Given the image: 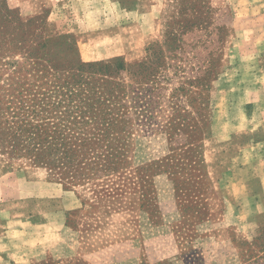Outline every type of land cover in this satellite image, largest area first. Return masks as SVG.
Wrapping results in <instances>:
<instances>
[{"label": "rangeland", "instance_id": "374dc122", "mask_svg": "<svg viewBox=\"0 0 264 264\" xmlns=\"http://www.w3.org/2000/svg\"><path fill=\"white\" fill-rule=\"evenodd\" d=\"M7 4L34 24L30 40H72L83 62L121 58L119 80L151 43L201 67L202 97L170 134L174 152L204 162L177 183L157 175L143 199L137 166L172 152L166 133L137 139L133 169L74 187L0 154V264H264V0Z\"/></svg>", "mask_w": 264, "mask_h": 264}, {"label": "trees", "instance_id": "16d2710c", "mask_svg": "<svg viewBox=\"0 0 264 264\" xmlns=\"http://www.w3.org/2000/svg\"><path fill=\"white\" fill-rule=\"evenodd\" d=\"M33 25L0 0V154L44 167L74 187L133 169L137 139L166 133L172 152L137 166L143 199L150 197L146 184L157 175L177 183L182 168L204 162L193 147L188 158L174 152L181 136L170 134L190 114L194 95L202 97L204 88L195 90L201 67L182 55L168 58L151 43L148 57L119 80L114 75L127 70L121 58L83 62L72 40L48 44L26 38ZM175 43L163 45L173 49ZM18 53L23 60L14 59ZM172 83L177 85L169 88Z\"/></svg>", "mask_w": 264, "mask_h": 264}, {"label": "crops", "instance_id": "0c3cea01", "mask_svg": "<svg viewBox=\"0 0 264 264\" xmlns=\"http://www.w3.org/2000/svg\"><path fill=\"white\" fill-rule=\"evenodd\" d=\"M251 165H253V167L256 168V166H258V162H255V164H251ZM249 168H250V170H252L251 167H249ZM262 174H263V175H262ZM262 174H260L261 178L264 177V172H263ZM251 175H253V173H251ZM3 246H4V244L1 245L2 248H3Z\"/></svg>", "mask_w": 264, "mask_h": 264}]
</instances>
